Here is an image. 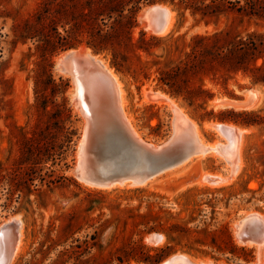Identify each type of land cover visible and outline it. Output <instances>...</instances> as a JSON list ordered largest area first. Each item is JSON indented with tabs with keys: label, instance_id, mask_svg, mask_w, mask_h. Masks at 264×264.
I'll use <instances>...</instances> for the list:
<instances>
[{
	"label": "rangeland",
	"instance_id": "obj_1",
	"mask_svg": "<svg viewBox=\"0 0 264 264\" xmlns=\"http://www.w3.org/2000/svg\"><path fill=\"white\" fill-rule=\"evenodd\" d=\"M68 1L0 0V225L13 217H19L23 223L25 250L16 258L14 264H73V260L64 262L68 258L67 255H61V259H57L60 252L70 250L72 244L84 246L85 243L92 244L95 241L103 250L98 254L97 249H91L90 254L84 257L91 258L89 264H97L93 258L97 254L99 259L120 255L121 251L129 250L131 244L138 243L141 237L146 246L163 248L166 244L163 234L159 233L163 235V241L154 244L149 238L152 233L158 232L141 235L143 227L134 225L139 221L134 216L146 213L149 205L153 212H158L168 223H187L192 229L197 226V229H201L203 225L200 222L204 219L206 224H210L209 230L221 225L227 226L235 244L239 248H245V253H250L248 260H245L242 251L235 255L220 254L209 247L197 246L196 250L184 248L170 256L182 253L201 261L252 263L257 258V251L251 247L240 246L234 236L237 217L249 211L264 215V86L252 85L249 76L239 74L229 82L228 90L233 93L234 98L221 86L207 81L208 87L213 89L216 96L202 109L197 106L190 107L182 98L173 97L160 88L153 70L148 78L139 72L137 76L122 74L111 65L107 53H95L106 59L120 77L126 92L128 112L145 140L162 142L171 134L172 112L165 95L173 99L178 107L198 124L202 136L211 142L216 141L219 136L213 129H205L206 123L228 124L247 129L241 152L242 167L230 182L224 177L231 169L222 157V160L218 161L211 158L200 160L191 169L164 176L152 188L108 191L82 185L72 171L76 163L75 151L81 134L82 120L69 104L70 81L57 76L53 68L51 73L56 80L62 78L69 81L66 101L72 111L76 137L67 153L61 157L56 155L55 162L47 161L36 166L19 162L23 142L25 138L33 137L34 132L40 135L39 139L45 137L51 144L55 139L53 131L47 130L49 119L45 116L39 118L35 109L34 80L40 60L36 48L38 43L16 42L14 28L30 19L43 4L45 8L50 5L49 9H54L56 5ZM155 4H160L173 13L175 30L171 34L185 35L182 42L185 45L192 35L211 33L217 29L212 25H196L190 12L182 9L177 1L171 3L168 0ZM151 5L145 6L140 13ZM224 21L225 18L222 23ZM248 30L263 32L264 26L251 23ZM60 31L62 32V29ZM141 33L148 35L138 16V26L133 31V39L138 40ZM81 47L89 48L85 44L79 48ZM61 53L51 59L52 66ZM249 90L258 94L255 107L247 111H236L217 106L220 101L244 98ZM210 111H213V115L202 121L200 117ZM221 111L255 112L257 124L247 126L222 122L218 119ZM60 140L61 138L56 142L59 143ZM234 151L231 149L229 154H234ZM216 174L221 177L215 176ZM58 177L64 178L61 184H50L52 179ZM207 177L218 178L220 182L215 184L212 180L208 182L203 179ZM212 216L214 220L210 221ZM151 254L156 255V252L152 251ZM132 263L137 262L132 261L129 264Z\"/></svg>",
	"mask_w": 264,
	"mask_h": 264
},
{
	"label": "trees",
	"instance_id": "obj_2",
	"mask_svg": "<svg viewBox=\"0 0 264 264\" xmlns=\"http://www.w3.org/2000/svg\"><path fill=\"white\" fill-rule=\"evenodd\" d=\"M167 1L69 0L54 9H49L50 5L45 8L43 4L30 19L15 26L16 42L38 43L40 60L34 80L35 109L39 118L45 116L49 119L47 130L53 131L55 139L51 144L45 137L39 139L40 135L35 132L33 137L25 138L19 159L21 164L36 166L47 161L55 162L56 155L61 157L67 153L74 142L76 131L66 101L69 81L53 77L51 59L83 44L96 54L107 53L111 65L122 74L137 76L141 73L148 78L153 70L158 86L173 97L182 98L190 107L205 109L214 100L216 94L208 87L207 81L221 86L233 98L228 84L239 74L249 76L252 85L264 86V31L248 30L251 23L264 26V0H170L171 3L177 1L182 9L189 11L196 25H212L217 29L192 35L186 45L182 43L185 35L174 34L157 37L141 33L135 41L132 34L138 26L140 11L147 5ZM212 115L213 111H210L200 118L203 121ZM256 117L255 112L221 111L218 119L252 126L257 124ZM59 138L61 142L57 143ZM62 179L54 178L50 184H61ZM134 217L139 220L134 225L144 229L141 235L161 233L166 238L165 246L150 248L143 244L141 237L138 243L131 244L130 249L121 251L120 255L99 259L103 247L95 241L84 246L72 244L70 250L60 252L57 259L67 255L65 263L73 260V264H89L91 258L84 257L91 249H97L98 254L93 257L97 264H129L132 261L157 264L176 251L184 248L196 250L199 246L209 247L220 254L235 255L242 251L248 260L250 253L235 244L227 226L209 230L210 224L204 219L200 222L201 229H197L199 226L192 229L187 223H168L158 212H153L150 205L146 213ZM213 220L212 216L210 221ZM152 251L156 255H152Z\"/></svg>",
	"mask_w": 264,
	"mask_h": 264
},
{
	"label": "water",
	"instance_id": "obj_3",
	"mask_svg": "<svg viewBox=\"0 0 264 264\" xmlns=\"http://www.w3.org/2000/svg\"><path fill=\"white\" fill-rule=\"evenodd\" d=\"M147 8H150L147 12L150 27L156 33L163 32L168 26L166 9L160 4ZM52 68L57 76L70 81L69 104L82 120L75 151L76 163L72 170L79 182L105 189L115 186L139 188L203 155L207 144L235 134L226 132L225 124H221L216 129L221 133L217 132L219 137L216 141L200 139L195 125L182 116L177 119L171 109V134L166 140L153 142L139 138L122 108L117 80L100 60L86 55L78 47L57 56ZM257 100V92L249 90L244 98L220 101L217 106L247 111L256 105ZM203 179L211 182L209 177ZM258 214L262 215L249 211L237 217L234 236L240 246L264 244V222ZM13 218L0 225V264L11 263L19 242L21 222ZM149 239L158 244L164 237L152 233ZM157 264L228 263L201 261L177 253ZM243 264L259 263L255 259L252 263Z\"/></svg>",
	"mask_w": 264,
	"mask_h": 264
},
{
	"label": "bare ground",
	"instance_id": "obj_4",
	"mask_svg": "<svg viewBox=\"0 0 264 264\" xmlns=\"http://www.w3.org/2000/svg\"><path fill=\"white\" fill-rule=\"evenodd\" d=\"M162 8H164V7H162ZM149 9L150 8L144 9L139 14V21L144 26V28L147 31L148 35H155V36L163 37V36L170 35L172 32H174V30H175L174 15L168 8H165L166 11H167V16H168V26L163 32H160V33H156L150 27V21H149V18L147 17V12H148ZM80 51L85 53L88 56H92V57H95L96 59L100 60L104 64V66L111 72V74L115 77V79L117 80L118 87H119V92H120V96H121V105H122V108H123V110L125 112V115L127 116L128 121L133 125L138 137L142 138V133H140V131L137 129L131 114L128 112L126 92L124 90L123 83L121 82L120 77L118 76L117 72L113 69V67L110 66L109 62L106 59H104L102 56L96 55L91 49H89L87 47H81ZM70 92H71V90H70ZM165 99L167 101V104L174 111L175 117H177V119H178V117L182 116L186 120H188L191 123H193L195 125V127H196V130H197L199 138L203 139V136H202V133H201V130H200V127L198 126V124L195 121H193L192 119H190L185 114L183 109H180L178 107V105L176 104V102L173 99H171L167 95H165ZM219 108H221V107H219ZM220 125L221 124H216V123H206L204 125V127H205V129H213L214 131L218 132L216 129ZM224 127L227 130L226 132L235 133L234 136L232 135L233 137L229 136L228 138L224 137L223 140L221 139V140H217L213 144H207L206 145L207 146V150L205 151V153L203 155H199V156L189 160L184 165H182V166H180V167H178V168H176V169H174L172 171H169V172L159 176L158 178L150 181L149 183H147L146 185H144L142 187H144V188H152L155 185H157L164 176H167V175H170V174H174L176 172H182V171L186 170L187 168L191 169L194 166V164H196V162H199L200 160H206V159L211 158V159H214L215 161L216 160L218 161L222 157H223L222 159H224L227 162V164H229V168L231 169L229 171V173L227 174V176L224 177V179L226 181H228V182L232 181L237 176V174L240 172L241 167H242L241 152H242V149H243V146H244L245 137H246V135L248 133V130L244 129V128L234 127L233 125H228V124L224 125ZM234 129H235V131H234ZM218 133L221 135L220 132H218ZM231 149L235 150L234 154H233V152H232V154L231 153L229 154V151ZM238 153H239V155H238ZM215 176L221 177V176H218L217 174ZM210 179L213 180V182H215V184L220 182V180L218 178H211L210 177ZM228 182H226V184ZM82 185H84V186H86L88 188H91V189H98V190L102 189V190H108V191L109 190H113V189H118L119 190V189L135 188V187H131V186H115V187H112V188L105 189V188H99V187H95V186H92V185H88V184H85V183H82ZM142 187H139V188H142ZM258 215L262 218V220L264 222V216H262L260 214H258ZM13 220H19L21 222V228H20L19 242H18L16 251H15V255H14V257H13V259H12L10 264H14L16 258L19 257L25 250L24 241H23L24 237H23V234H22L23 223L19 219V217L13 218ZM247 247L254 248L257 251V258H256L257 262L259 264H264V244H262V245H260L258 247L257 246L253 247V246H249V245ZM132 264H134V263H132Z\"/></svg>",
	"mask_w": 264,
	"mask_h": 264
}]
</instances>
